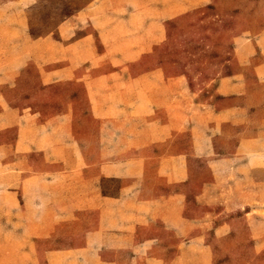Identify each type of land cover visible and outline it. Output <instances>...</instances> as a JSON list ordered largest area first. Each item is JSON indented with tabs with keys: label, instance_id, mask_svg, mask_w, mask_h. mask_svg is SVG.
<instances>
[{
	"label": "rangeland",
	"instance_id": "obj_1",
	"mask_svg": "<svg viewBox=\"0 0 264 264\" xmlns=\"http://www.w3.org/2000/svg\"><path fill=\"white\" fill-rule=\"evenodd\" d=\"M246 39L264 56V0H0V264H59L68 246L88 264V241L125 264L116 237L87 239L80 222L132 190L160 218L171 204L176 241L184 214L190 237L214 248L154 264H222L232 245L257 253L264 212L243 207L264 202V144L218 146L193 94L246 57Z\"/></svg>",
	"mask_w": 264,
	"mask_h": 264
},
{
	"label": "crops",
	"instance_id": "obj_2",
	"mask_svg": "<svg viewBox=\"0 0 264 264\" xmlns=\"http://www.w3.org/2000/svg\"><path fill=\"white\" fill-rule=\"evenodd\" d=\"M241 46H246L245 52L247 53L244 59L243 54H240L241 57L233 58L229 63L230 67L227 74H218V76L203 82V85L208 86L207 90L201 89L193 92L197 101L204 99V102H206L207 105L201 107L211 110L213 120L216 122L214 128L217 131L218 146L225 145L232 149L243 145L264 144V56L260 55L262 51L256 45V39H246ZM222 66L220 64L218 68L221 69ZM71 147L73 148V145L69 143L58 146L61 150ZM233 153L234 151L232 150L230 154L233 155ZM259 155L264 158V152ZM245 161H241L240 165L246 166L248 163L246 164ZM262 190H264V185ZM92 194L95 199V192L93 191ZM104 194V200H108L109 195H120V192L117 194L113 192L106 194L104 189ZM121 196L123 198L121 200L118 198L117 200L119 203L110 206L109 209L102 207L98 208L97 211L92 209V216L88 215L86 220L80 223L87 228V239L91 236H96V231L104 235L105 242L107 238L113 240L110 242H116L114 240V237H116L120 246L118 250L123 251L126 256L127 262L125 264H132V260L135 261L133 264H154V261L162 260L164 256L167 262L170 260L171 263L174 259L182 257L181 252L186 253L190 248H197L201 256L206 259L214 251V248L211 250V248L202 246L201 243L208 241L204 239L205 237H190L192 220L184 214L182 226H187L190 230L187 234L178 235V240L176 241V223L173 219L172 221L170 220L172 216L169 214L175 212L174 208H169L171 204H166V209H164L166 215L160 218L158 216L160 211L158 205H153L150 202L143 203L142 199L144 200V198L140 191L132 190V192L129 191L125 195L121 193ZM151 198L156 197L152 195ZM90 201L91 197L87 205ZM90 205L92 204L90 203ZM89 210H91L90 206ZM244 210L251 213L264 212V202L259 203L255 207H243ZM106 214L111 219L110 221L107 219ZM113 217L115 218L112 220ZM76 221L77 223L71 221V226L76 224L79 227V221ZM232 222L234 223V221L229 220L222 223L228 226L233 225ZM61 226L62 221H58V228H61ZM64 227H68V225ZM212 238H210V242ZM214 238L216 239L218 236L216 235ZM260 239L257 240V247L259 248L257 253H255L256 247L248 245H244L241 248H239L240 246L235 247V245H232L225 251H220L219 257L222 259H224V254L229 253L222 264H256L257 261L258 264H264V251H261L264 249V237ZM88 242L89 245L82 251L88 264L90 260V264H94L93 259L98 260L99 258H103L104 261L98 260L96 264H115L114 258H116L117 253L115 249L91 246V242ZM175 243H183L179 246L177 254L174 253L175 251L172 252ZM194 245H199V247ZM144 248L149 251L146 252ZM78 251L69 246L58 249L59 264H77V261L74 260V255ZM208 264H211L210 260Z\"/></svg>",
	"mask_w": 264,
	"mask_h": 264
}]
</instances>
